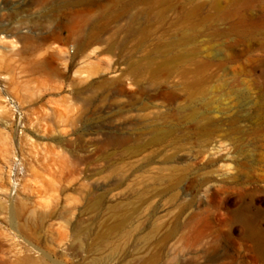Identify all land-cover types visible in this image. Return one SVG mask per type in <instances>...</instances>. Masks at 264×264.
Masks as SVG:
<instances>
[{
	"label": "rangeland",
	"instance_id": "374dc122",
	"mask_svg": "<svg viewBox=\"0 0 264 264\" xmlns=\"http://www.w3.org/2000/svg\"><path fill=\"white\" fill-rule=\"evenodd\" d=\"M0 264H264V0H0Z\"/></svg>",
	"mask_w": 264,
	"mask_h": 264
},
{
	"label": "bare ground",
	"instance_id": "6f19581e",
	"mask_svg": "<svg viewBox=\"0 0 264 264\" xmlns=\"http://www.w3.org/2000/svg\"><path fill=\"white\" fill-rule=\"evenodd\" d=\"M171 72L173 73L174 71L173 69H170L169 67L156 68L152 70V74L155 77L159 76L160 74L170 75ZM185 86L187 87V89L190 91L192 95H198L202 93V85L200 86L199 83H188ZM163 131L165 132V130Z\"/></svg>",
	"mask_w": 264,
	"mask_h": 264
}]
</instances>
